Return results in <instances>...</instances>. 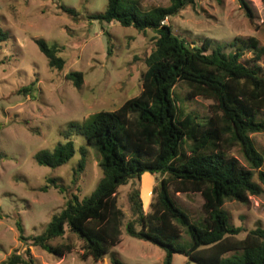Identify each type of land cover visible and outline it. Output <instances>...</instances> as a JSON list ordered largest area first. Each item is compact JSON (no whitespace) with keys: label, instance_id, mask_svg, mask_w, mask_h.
Returning a JSON list of instances; mask_svg holds the SVG:
<instances>
[{"label":"trees","instance_id":"obj_1","mask_svg":"<svg viewBox=\"0 0 264 264\" xmlns=\"http://www.w3.org/2000/svg\"><path fill=\"white\" fill-rule=\"evenodd\" d=\"M55 1L63 12L76 16L74 8ZM196 1L168 0L165 6L143 11L138 0H107L103 11L88 16L101 26L114 21L138 31L151 29L155 33L154 46L145 57L140 91L113 110L90 114L76 127L98 157L101 176L95 188L81 199L77 194L67 197L63 208L38 234L23 236L22 224L17 220L19 239L25 244L62 254L71 249L69 243L53 246L49 242L63 236L67 229L82 241L83 258L100 260L120 241L123 230L163 249V264H170L174 253L196 264H264V228L256 226L238 237L245 230L230 222L224 208L228 200L245 203L250 195L263 192L264 158L251 134L264 130V47L254 36L234 37L228 44L232 48L229 52L221 47L208 52V38L199 46L190 44L162 22ZM238 2L252 18L247 2ZM104 34L108 35L107 30ZM8 36L0 26V42ZM35 43L50 67L63 68L65 61L59 55L58 44L42 38H36ZM246 52L250 55L245 56ZM65 75L80 86L81 72ZM179 82L187 86V98L212 100L210 115L204 120L180 108L173 94ZM64 138L51 149L37 151L36 162L50 168L65 164L75 148L67 133ZM235 146L244 162L230 154ZM79 151L81 157L72 183L85 165V149L80 146ZM144 172L153 174L156 181L151 200L144 210L137 187H132L127 193L130 217L126 220L117 202V190L138 181ZM48 181L62 188L52 178ZM170 189L200 194L201 225L172 199ZM183 233L188 237L186 245L178 242ZM110 263L125 264L114 255ZM0 264L34 261L26 247L22 252H11Z\"/></svg>","mask_w":264,"mask_h":264},{"label":"rangeland","instance_id":"obj_2","mask_svg":"<svg viewBox=\"0 0 264 264\" xmlns=\"http://www.w3.org/2000/svg\"><path fill=\"white\" fill-rule=\"evenodd\" d=\"M245 1L252 18L245 14L238 0H197L166 17L164 24L190 44L199 46L208 38V52L217 47L229 52L232 48L228 44L234 37L254 36L258 45L264 47V3ZM60 2L74 8L76 16L59 9L55 0H0V26L9 33L0 42V262L11 252H22L28 247L34 264H111L112 255L125 264H163V249L123 230L120 241L100 260L83 258L82 241L67 229L63 236L49 242L53 246L69 243L71 249L62 254L19 239L17 220L22 224L23 236L38 234L51 216L63 208L67 197L77 194L81 199L95 188L101 176L98 157L76 127L90 114L113 110L140 91L145 57L154 46L155 33L151 29L138 31L114 21L103 27L97 20L88 18L103 11L107 0ZM167 4L168 0H138L143 11ZM36 38L61 47L59 55L65 61L62 69L48 65L35 43ZM249 55L246 52L245 56ZM69 71L81 72L79 87L67 79L65 74ZM173 94L180 108L198 120L210 115L212 100L202 96L187 98L184 83L176 84ZM70 123L74 127H69ZM66 133L74 143L73 156L56 168L39 165L35 153L51 149L65 139ZM251 136L264 158V130ZM80 146L85 149V165L72 183L73 171L81 157ZM230 154L244 162L238 147H233ZM261 168L264 170V162ZM146 174L150 173L144 172L138 181L121 185L117 190V202L126 220L130 217L127 193L132 187H137L143 209L148 208L156 181L153 174L149 179ZM51 178L62 188L48 181ZM46 184L47 189L42 190L41 186ZM262 187L261 194L250 195L245 203L235 200L224 203L230 222L245 230L238 237L256 226L264 228ZM170 194L191 220L201 225L200 194L175 193L171 189ZM187 240L183 233L178 242L186 245ZM170 264L196 263L174 253Z\"/></svg>","mask_w":264,"mask_h":264},{"label":"crops","instance_id":"obj_3","mask_svg":"<svg viewBox=\"0 0 264 264\" xmlns=\"http://www.w3.org/2000/svg\"><path fill=\"white\" fill-rule=\"evenodd\" d=\"M144 176L147 177V178L149 179L151 175L149 174V175L147 176V174H146V175H144Z\"/></svg>","mask_w":264,"mask_h":264},{"label":"built area","instance_id":"obj_4","mask_svg":"<svg viewBox=\"0 0 264 264\" xmlns=\"http://www.w3.org/2000/svg\"><path fill=\"white\" fill-rule=\"evenodd\" d=\"M162 22H164V21H162Z\"/></svg>","mask_w":264,"mask_h":264}]
</instances>
